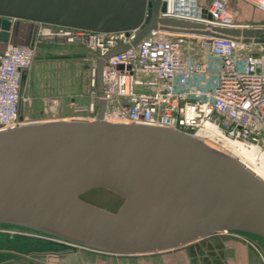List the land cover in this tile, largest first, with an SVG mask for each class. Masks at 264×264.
<instances>
[{
    "label": "water",
    "instance_id": "95a60500",
    "mask_svg": "<svg viewBox=\"0 0 264 264\" xmlns=\"http://www.w3.org/2000/svg\"><path fill=\"white\" fill-rule=\"evenodd\" d=\"M162 0H0V40L13 20L111 32L141 28L264 43L261 29H204L160 17ZM148 7H150L148 9ZM242 37V38H241ZM33 40V42H34ZM98 89L103 95L104 61ZM94 119L29 121L0 131V223L20 225L118 255L174 250L239 231L264 240V180L238 158L177 129ZM94 189L121 197L116 210L87 201Z\"/></svg>",
    "mask_w": 264,
    "mask_h": 264
},
{
    "label": "built area",
    "instance_id": "2783aa9c",
    "mask_svg": "<svg viewBox=\"0 0 264 264\" xmlns=\"http://www.w3.org/2000/svg\"><path fill=\"white\" fill-rule=\"evenodd\" d=\"M245 1L264 12V0ZM164 3L160 17L202 24L209 30L264 31V20L237 21L239 10L231 0H162ZM40 25L41 36L84 44L96 52L90 99L85 105L72 102L76 112H84V116L71 118L94 119L104 99L108 121L177 129L215 148L221 147L217 140L254 146V160L250 166L244 164L264 180V43L255 42V37L244 42L157 29L132 45L141 28L98 32ZM128 45L105 59L101 95L99 60ZM35 48V41H9L0 53V131L29 122L21 116L20 108Z\"/></svg>",
    "mask_w": 264,
    "mask_h": 264
},
{
    "label": "rangeland",
    "instance_id": "374dc122",
    "mask_svg": "<svg viewBox=\"0 0 264 264\" xmlns=\"http://www.w3.org/2000/svg\"><path fill=\"white\" fill-rule=\"evenodd\" d=\"M238 8L237 21L257 23L264 12L245 0H231ZM33 24V23H31ZM39 25V29H40ZM22 33L18 43L29 44L34 35ZM35 36V56L23 83L20 114L29 121L84 116L72 102L90 99L91 70L96 52L84 44ZM33 42V41H32ZM43 112V113H42ZM219 149L229 152L222 147ZM230 153V152H229ZM231 154V153H230ZM83 197L107 210H116L122 199L104 189ZM264 264V240L239 231L209 235L184 247L142 255H118L77 245L58 236L20 225L0 224V264Z\"/></svg>",
    "mask_w": 264,
    "mask_h": 264
},
{
    "label": "bare ground",
    "instance_id": "6f19581e",
    "mask_svg": "<svg viewBox=\"0 0 264 264\" xmlns=\"http://www.w3.org/2000/svg\"><path fill=\"white\" fill-rule=\"evenodd\" d=\"M217 141L221 143V147L223 149L229 151L232 156L238 158L243 164L245 163L246 165L250 166V161L254 160V155L256 154V148L254 146L249 147L241 142L234 140H227V141L217 140ZM229 152L226 153L230 154Z\"/></svg>",
    "mask_w": 264,
    "mask_h": 264
},
{
    "label": "crops",
    "instance_id": "0c3cea01",
    "mask_svg": "<svg viewBox=\"0 0 264 264\" xmlns=\"http://www.w3.org/2000/svg\"><path fill=\"white\" fill-rule=\"evenodd\" d=\"M31 23H33V22L24 21V20H13V26H12V30H11V35H10V40L9 41L13 42V43H16V44H21V43H18V42L20 40H22V33H25V31L27 32L28 30H31L30 33H32V35H34L33 31H34L35 23H33V24H31ZM33 39L34 38L32 36V38L30 40V43L33 41ZM8 42H4V41L0 40V53L3 52V50L5 49L6 44ZM194 55H196V53H194ZM197 56L203 57V55L199 54V53L197 54ZM26 76L24 78V81L26 79ZM21 264H26V263L24 262V263H21ZM32 264H33V262H32Z\"/></svg>",
    "mask_w": 264,
    "mask_h": 264
},
{
    "label": "flooded vegetation",
    "instance_id": "af4514ba",
    "mask_svg": "<svg viewBox=\"0 0 264 264\" xmlns=\"http://www.w3.org/2000/svg\"><path fill=\"white\" fill-rule=\"evenodd\" d=\"M0 224H5V223H0ZM12 225H14V224H12Z\"/></svg>",
    "mask_w": 264,
    "mask_h": 264
}]
</instances>
